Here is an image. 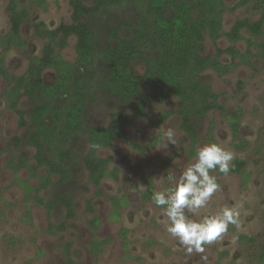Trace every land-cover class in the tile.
I'll return each mask as SVG.
<instances>
[{"label":"trees","instance_id":"obj_1","mask_svg":"<svg viewBox=\"0 0 264 264\" xmlns=\"http://www.w3.org/2000/svg\"><path fill=\"white\" fill-rule=\"evenodd\" d=\"M86 1L70 0L71 23L61 22L55 28L43 21L34 24V34L43 41V48L40 55L31 58L22 74H12L5 60L11 50L27 47L28 40L23 37L22 28L31 20V9L19 0H10L11 29L5 36L0 34V76L11 84L4 96L9 108L16 112L20 128L26 131L24 136H15L13 144L16 148L33 147L36 150L32 158L25 152L12 155L9 166L15 174L28 168L31 176L38 179V186H34L30 179L19 181L26 199H34L38 205L46 207L49 215L59 207L66 211V220L60 224L50 223L48 232L53 235L65 231L68 220L76 216L75 185L79 180V165L86 170L88 180L97 187L98 194H104L102 182L110 178L118 180L120 172L116 165L112 166V157H102L98 151L111 147L118 139L141 153L147 148H155L161 143V136L153 138L150 145H141L129 137V124L136 119L164 123L175 114L180 116L181 129L190 142L189 156L194 159L202 139L203 122L212 111H225L220 102L221 94L208 82L206 73L212 70L225 76L241 65L253 67L255 57L264 59V9L257 21L237 19L228 31L224 26L227 11L234 12L256 0H239L231 8L227 6V0H92V5ZM31 3L44 10L48 6V0H31ZM113 8H124L125 13L131 9L137 20L132 22L122 18L117 26L109 28L110 40L105 43L101 41L103 27L98 23L102 22L104 13ZM128 28L131 30L129 37L122 33ZM73 37L76 39V61L63 55ZM223 37L231 43L227 48L218 45ZM254 37L262 39L257 43ZM207 38L216 47L214 55L202 53ZM242 41L247 44L245 51L237 47ZM225 55L230 62L222 59ZM98 62L104 65L102 76H97ZM138 64L144 67L143 73L136 69ZM49 70L55 73L50 83L45 80V73ZM98 91L119 99L131 108L130 112H112L106 126L88 124L87 111L97 101ZM173 99H178L176 109H164L158 117L150 112V106L165 105ZM25 100L31 103L29 109L23 107ZM225 115L234 139H240L236 148H247L249 142L241 139L242 110ZM214 130L215 123L212 122L207 133L211 143H217ZM81 131L85 132L90 149L79 156L70 145ZM54 144L60 147L52 152ZM31 160L35 161L34 165ZM168 162L165 161V165ZM41 169L49 172L41 175ZM230 169L229 173L240 175L243 186L247 187L252 177L248 160L237 157ZM147 182L148 189L142 195L145 201L153 202L155 184L152 177L147 178ZM55 187H65L66 191L49 199L41 194ZM110 198L113 210L110 218L120 221V212L129 201L126 196ZM89 209L95 210L92 201H89ZM31 218V209L28 208L25 219L31 223ZM98 219L94 215L90 222L95 236L89 249L95 258L109 242V239L100 240L96 236L100 227ZM122 237L127 243L126 229L122 230ZM241 238L251 242L256 240L245 235ZM67 256L73 263L69 250ZM258 259L264 262V247Z\"/></svg>","mask_w":264,"mask_h":264},{"label":"rangeland","instance_id":"obj_2","mask_svg":"<svg viewBox=\"0 0 264 264\" xmlns=\"http://www.w3.org/2000/svg\"><path fill=\"white\" fill-rule=\"evenodd\" d=\"M9 1L0 0L2 36L7 35L11 29ZM19 1L31 9L32 15L31 20L22 28V35L28 40L27 47L23 50L13 49L6 55L5 64L15 75L24 73L31 58L41 54L43 41L35 36L34 24L43 21L50 28H55L61 22L71 23L72 15L70 0H48L46 10L33 5L31 0ZM238 1L227 0L226 3L231 8ZM86 2L93 4L92 0ZM125 8L127 9L126 6ZM263 9L264 0H256L234 12L227 11L224 17L225 30H230L237 19L259 20ZM124 10L113 8L104 13L102 22L98 23L103 27L102 42L110 40L109 28L117 26L122 18L136 22L135 13L131 9H128L127 13ZM122 33L129 37L131 30H122ZM244 34L250 36L247 31H244ZM261 39L254 37L257 43ZM75 43L76 39L71 38L70 45L63 51L64 57L70 61L77 59ZM218 45L227 48L231 43L223 37L218 41ZM237 47L245 51L247 44L242 41ZM202 53H216V47L209 38L202 46ZM222 59L225 62L231 61L226 55ZM253 62V67L241 65L225 76H219L212 70L206 73L208 82L221 94L220 102L225 111L214 110L203 122L200 131L202 139L198 147L211 143L207 133L210 123L214 122L217 143L230 150L234 159H247L252 177L248 186L244 187V181L238 174H221L217 170L212 173L217 178L218 190L212 195L208 205L198 210L197 216L189 215L194 219L200 218L214 215L225 206L236 205L240 213L239 226L230 225L227 232L208 243L203 247V251L193 249L191 252L167 232L164 208L145 201L142 195L148 189L147 178L152 177L155 191L173 188L180 172L193 161L188 152L190 142L181 129L178 114L164 123L155 124L147 119H136L128 126L129 137L144 146L150 145L152 139L157 137L156 130L162 125L165 129L170 127L174 129L175 144H167L162 138L157 147L147 148L141 153L126 141L118 139L111 147H103L98 151L102 157H112V166L116 165L120 172L118 180L110 178L102 182L104 194H98L97 187L88 180L86 170L79 165V180L75 185L76 216L68 220L65 231L53 235L48 232L50 223L60 224L66 220V211L59 207L49 215L46 207L38 205L34 199H26L19 181L30 179L34 186H38V179L31 176L28 168H22L15 174L9 166L12 155L18 156L25 152L32 158L36 150L33 147L16 148L13 144L15 136H24L26 131L20 128L18 116L9 108L4 96L11 84L0 76V264H216L222 255L224 256L221 264H258L257 255L264 245V59L255 57ZM95 69L97 76L104 74V65L101 62H98ZM136 69L140 73L144 72L141 64L136 65ZM54 77L52 70L45 73L48 83L52 82ZM95 82L96 80L92 85ZM93 88H96L95 85ZM98 94L97 101L91 104L87 111L88 124L106 126L111 120L112 112H130L131 108L123 105L119 99L108 97L100 91ZM177 104L178 99H173L165 105L150 106L149 110L158 117L164 109H176ZM30 106L28 100L23 102L25 109ZM239 109L242 110L241 139L250 144L245 149L236 148L240 139H234L225 115ZM70 146L79 156L86 154L90 144L85 132L81 131ZM59 147L54 144L51 151H58ZM165 161L169 162L165 165ZM30 163L34 165L35 161L31 160ZM48 172V169H41L39 174L45 175ZM170 175L172 180L168 179ZM65 191V187H55L46 192L42 191L41 194L49 199ZM112 196H127L130 201L129 205L121 210L120 221L110 218L113 213L110 198ZM89 201H92L94 212L89 209ZM28 208L31 209V223L25 219ZM94 215L100 219L96 236L100 240L109 239L98 258H95L89 249V244L95 236L90 226ZM123 229L127 230V243L122 237ZM240 235L254 236L257 240L254 243L242 242ZM67 250L70 251L73 263L67 256Z\"/></svg>","mask_w":264,"mask_h":264},{"label":"clouds","instance_id":"obj_3","mask_svg":"<svg viewBox=\"0 0 264 264\" xmlns=\"http://www.w3.org/2000/svg\"><path fill=\"white\" fill-rule=\"evenodd\" d=\"M156 132L167 144H175L174 129H165L162 125ZM233 159L234 154L223 144H205L197 148L193 161L180 172L173 188L153 193V203L164 208L167 232L189 252L193 249L203 251V245L221 237L230 225L239 226L240 213L236 205L225 206L214 215L191 218L208 205L219 188L212 173L218 169L220 173L228 174ZM168 179L173 177L170 175Z\"/></svg>","mask_w":264,"mask_h":264},{"label":"flooded vegetation","instance_id":"obj_4","mask_svg":"<svg viewBox=\"0 0 264 264\" xmlns=\"http://www.w3.org/2000/svg\"><path fill=\"white\" fill-rule=\"evenodd\" d=\"M127 197V196H126ZM128 199V198H127ZM128 201H129V199H128ZM130 202V201H129ZM129 202H128V204L126 205V206H128L129 205ZM125 206V207H126ZM125 207H123V208H125ZM235 226V225H234ZM233 229H234V227H233ZM243 235H240V239L242 240V237ZM245 236H247V235H245ZM248 237H250V238H256V237H254V236H248ZM256 240H257V238H256ZM256 240L254 241V242H256ZM242 242H250V243H254V242H251V241H247V240H242ZM207 244H205V245H203V247H205ZM263 247H264V245H263ZM263 247H262V249H261V251H260V253L257 255V261H258V264H264V262L263 263H261L260 262V260L258 259V256L259 255H261V253H262V251H263ZM223 256L224 255H222V257L219 259V261L216 263V264H221V261H222V259H223Z\"/></svg>","mask_w":264,"mask_h":264}]
</instances>
